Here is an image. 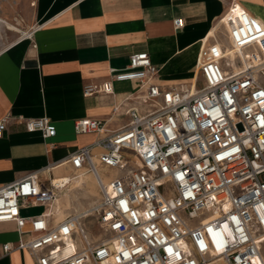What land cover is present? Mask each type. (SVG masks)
Returning <instances> with one entry per match:
<instances>
[{
  "label": "built area",
  "instance_id": "2783aa9c",
  "mask_svg": "<svg viewBox=\"0 0 264 264\" xmlns=\"http://www.w3.org/2000/svg\"><path fill=\"white\" fill-rule=\"evenodd\" d=\"M217 24L224 32L204 37L197 53L199 82H155L158 67L139 51L84 86L90 96L113 94V81L135 84L120 113L128 122L58 164H70L71 179L90 173L99 198L58 218L69 176L55 183L31 172L0 187V222L18 233L3 253L27 251L35 264H264V23L231 1ZM24 124L56 134L47 116ZM104 126L86 117L73 130ZM24 206L43 211L22 216Z\"/></svg>",
  "mask_w": 264,
  "mask_h": 264
},
{
  "label": "crops",
  "instance_id": "0c3cea01",
  "mask_svg": "<svg viewBox=\"0 0 264 264\" xmlns=\"http://www.w3.org/2000/svg\"><path fill=\"white\" fill-rule=\"evenodd\" d=\"M6 1L20 11L21 20L19 27L13 25L18 37L0 51V120L7 117L0 137V187L31 172L45 180L72 177L69 163L58 164L78 147L128 122L120 113L133 104L124 97L134 83L113 81L109 95L84 96L83 89L108 79L111 68H123L130 54L147 52L158 67L155 82L161 85L199 82L196 59L201 41L217 28L224 32L217 21L231 1L264 23V0ZM176 18L183 19L180 29L174 27ZM41 116L55 125L53 137L25 129V119ZM86 117L104 120L107 131L76 134L74 121ZM83 176L69 185H87L85 192H95V178ZM70 200L68 195L63 205L69 207ZM42 211V206H24L20 214ZM17 237L13 222H0V264H35L27 251L3 253L2 245Z\"/></svg>",
  "mask_w": 264,
  "mask_h": 264
},
{
  "label": "rangeland",
  "instance_id": "374dc122",
  "mask_svg": "<svg viewBox=\"0 0 264 264\" xmlns=\"http://www.w3.org/2000/svg\"><path fill=\"white\" fill-rule=\"evenodd\" d=\"M20 20H21L20 11L17 9H13L11 5L7 3L6 0H0V51L3 48H5L9 43H11L15 38L18 37L17 34H15L13 31L19 32V30L14 26L19 27ZM73 174L74 173H72L71 176ZM85 175H90L92 177L90 173L84 174V176ZM78 180L79 179H77V181ZM86 187L88 186L86 185L82 188H78L75 187V184L66 187L58 195V197L60 199V203L63 204L65 203L66 200H68V195H71L70 206L69 207L60 206L58 209L56 202L55 204L57 207L56 210H58L56 211V214L59 216L60 213L62 215L61 217H63L65 215L80 211L82 209L89 208L91 205H93V203L96 202L99 198L96 182H95V192L93 193L85 192L84 188ZM74 194L76 195V197H74ZM61 207L64 208L62 209Z\"/></svg>",
  "mask_w": 264,
  "mask_h": 264
},
{
  "label": "bare ground",
  "instance_id": "6f19581e",
  "mask_svg": "<svg viewBox=\"0 0 264 264\" xmlns=\"http://www.w3.org/2000/svg\"><path fill=\"white\" fill-rule=\"evenodd\" d=\"M258 21H259V20H258ZM259 22H260V21H259ZM80 177H81V176H80ZM66 178H68V177H55L53 182H55V183H61V182H63V181H66V180H67ZM77 178H79V177H77ZM91 178H92V177H91ZM74 179H75V178H72V179H71V177H69V180H71L70 183H71ZM93 179H94V178H92V180H93ZM94 181H95V180H94ZM95 182H96V181H95ZM70 183H69V184H70ZM89 183H90V182H89ZM93 186H94V184H93ZM93 186H92V187H93ZM94 190H95V189H94ZM66 201H67V200H66ZM56 202H57L58 209H59L60 206L67 207L66 204L63 205V204L60 203V199H59V197L57 198ZM64 207H63V208H64ZM61 208H62V207H61ZM63 208H62V209H63ZM56 211H58V210H56ZM61 212H62V211H61ZM59 215H61V214L59 213Z\"/></svg>",
  "mask_w": 264,
  "mask_h": 264
}]
</instances>
